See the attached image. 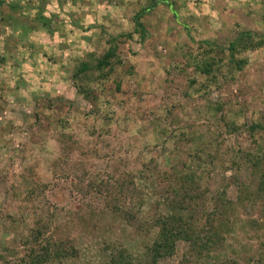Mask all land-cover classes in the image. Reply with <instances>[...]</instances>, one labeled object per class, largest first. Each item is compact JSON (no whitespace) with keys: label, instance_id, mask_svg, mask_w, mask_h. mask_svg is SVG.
<instances>
[{"label":"rangeland","instance_id":"374dc122","mask_svg":"<svg viewBox=\"0 0 264 264\" xmlns=\"http://www.w3.org/2000/svg\"><path fill=\"white\" fill-rule=\"evenodd\" d=\"M263 174L264 0H0V264H264Z\"/></svg>","mask_w":264,"mask_h":264},{"label":"trees","instance_id":"16d2710c","mask_svg":"<svg viewBox=\"0 0 264 264\" xmlns=\"http://www.w3.org/2000/svg\"><path fill=\"white\" fill-rule=\"evenodd\" d=\"M139 17H140V14H137L135 16L136 25L138 27H140V24L137 21V20H139ZM237 43L238 42H236V44ZM239 43L243 44V42H239ZM234 45L235 44L230 46V51H234V48H235ZM260 45H261L260 42H256V43H254L253 46H250L249 48L250 49H255V47H259ZM104 55L105 56L101 60L102 64L110 63V60L115 55V48L114 47L109 48ZM210 67H211V65L208 62H205L203 71L208 72ZM86 69H87V64L86 63L81 64V67L74 74V77H77L78 75H81V74L85 73ZM263 177H264V174H263ZM163 224L166 225V223H164V222H163ZM163 229L164 230H163V232H161V235L157 238L153 249L155 250V252L162 251V252H165V253H170V251H172L173 243H174V239H172V237H174V236H172V235H174V232H173L172 229H171L172 230L171 231V230L167 229L166 227H163Z\"/></svg>","mask_w":264,"mask_h":264}]
</instances>
